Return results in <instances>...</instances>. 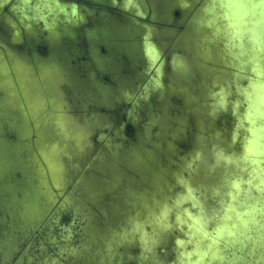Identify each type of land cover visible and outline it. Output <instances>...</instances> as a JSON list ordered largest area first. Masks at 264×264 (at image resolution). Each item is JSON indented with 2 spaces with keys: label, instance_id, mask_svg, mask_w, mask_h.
Segmentation results:
<instances>
[{
  "label": "water",
  "instance_id": "obj_1",
  "mask_svg": "<svg viewBox=\"0 0 264 264\" xmlns=\"http://www.w3.org/2000/svg\"><path fill=\"white\" fill-rule=\"evenodd\" d=\"M0 264H264V0H0Z\"/></svg>",
  "mask_w": 264,
  "mask_h": 264
}]
</instances>
